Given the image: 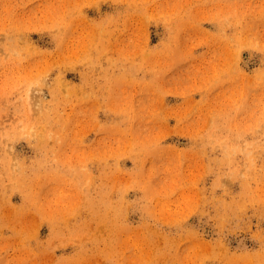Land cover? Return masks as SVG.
<instances>
[{
	"label": "rangeland",
	"instance_id": "obj_1",
	"mask_svg": "<svg viewBox=\"0 0 264 264\" xmlns=\"http://www.w3.org/2000/svg\"><path fill=\"white\" fill-rule=\"evenodd\" d=\"M0 264H264V0H0Z\"/></svg>",
	"mask_w": 264,
	"mask_h": 264
}]
</instances>
